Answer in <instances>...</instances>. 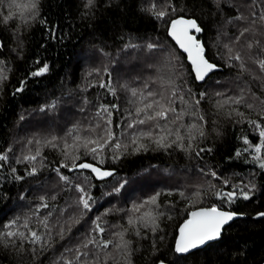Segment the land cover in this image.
<instances>
[{"label": "trees", "instance_id": "obj_1", "mask_svg": "<svg viewBox=\"0 0 264 264\" xmlns=\"http://www.w3.org/2000/svg\"><path fill=\"white\" fill-rule=\"evenodd\" d=\"M33 2L0 0V42L4 45L0 73L6 76L0 80V155L7 156L0 161V264H62L64 248L84 237L96 216L101 217L105 237L114 241L117 232L127 229L125 239L132 241L131 264H264V169L259 166L264 156L256 160L244 143L245 139L256 140L249 132L250 121L264 125V71L254 62L264 59V26L257 23L253 33L240 36L253 19L252 13L259 17L264 12V0H95L91 8H85L86 0H38L34 18ZM153 4L168 14L157 18ZM9 12L13 18L5 22L3 16ZM241 14L247 19L235 18ZM177 17L197 20L203 29L198 39L205 55L220 68L203 83L195 79L186 55L169 35V24ZM149 44L156 47L149 48ZM237 53L244 58V69L239 67L241 61L230 58ZM43 64L49 71L32 76ZM169 79L175 80L185 100L192 99L189 90L200 99L196 110L205 122L190 114L179 95L173 98L177 112H185L172 127L183 125L180 131L186 137L185 148L191 143L188 150L176 145L159 148L145 139L146 150L136 152L135 145L120 150L109 146L94 158L80 145L75 149L65 146L66 141L73 144V137L68 136L73 128L80 129L74 136L86 137L93 135L87 129L97 123L104 125L96 115L101 105L112 112L117 139L129 143L127 137L134 131L150 127H125L132 118L129 113H134L139 103L132 90L145 96L148 92L167 95L171 90L164 82ZM102 83L115 94L109 87H101ZM20 87L23 91L17 92ZM241 92L253 108L217 107ZM53 102L56 106L49 107ZM234 108L244 117L237 116ZM192 123L200 124L204 135L193 130L195 139L189 141L186 129ZM53 138L55 146L49 143ZM201 148L204 151L197 155ZM37 151L35 161L24 159ZM69 154L79 156L77 164L92 163L113 175L100 179L87 169L70 171L62 167L71 164ZM100 159L103 163H98ZM33 166L37 172L29 175ZM60 174L68 176L71 183L60 180ZM77 183L87 189L94 203L70 232L65 225L64 239L56 236V228L52 239L42 244L4 236L10 230L6 225L18 217L20 222L11 230L27 234L22 227L26 218H31L33 230L43 233L38 220L45 214L50 213V223L58 218L67 220L69 212L77 215L82 211L75 207L80 195L74 187ZM121 184L124 186L117 192ZM240 189L248 192L250 199L240 196ZM221 191H236L235 201L227 204L218 198L215 193ZM153 196L158 207L145 203ZM41 197L49 207L33 215ZM133 204L149 205V212L163 213L155 233L137 224L141 235H135L127 219L133 215L139 219L144 206L132 213ZM214 205L243 217L227 226L217 241L189 254L177 253L179 225L192 210ZM65 208L68 212L58 217ZM105 251L116 257L107 264H126L114 248ZM103 259L101 252L102 264Z\"/></svg>", "mask_w": 264, "mask_h": 264}, {"label": "snow or ice", "instance_id": "obj_2", "mask_svg": "<svg viewBox=\"0 0 264 264\" xmlns=\"http://www.w3.org/2000/svg\"><path fill=\"white\" fill-rule=\"evenodd\" d=\"M95 4V0H86L85 8H91ZM11 7V5H9ZM33 10L31 16H34L38 13V0H35L30 5ZM152 10H154V14L157 18H163L168 13L165 10H157L155 4L152 5ZM172 11H175L172 8ZM253 19L250 21L249 26L243 28L240 31V36H244L246 33H253L255 31V25L260 23L264 26V12H262L259 17H256L255 13H252ZM12 14L9 12L7 15L3 16L5 22L11 20ZM238 20L247 19L243 14L235 17ZM28 20L25 18V23ZM169 35L172 39L179 45V48L182 49L188 55V59L193 66V71L195 73V79L198 81H204L208 74L216 68V65L210 63L208 59H206L204 55V46L200 40L197 39L195 33H200L203 31L202 27L198 24L197 20L194 18H185L180 17L177 19L171 20L169 24ZM252 44H247V48L251 49ZM4 47L3 43L0 42V49ZM149 48L156 47L153 44L148 45ZM226 47H228L226 45ZM229 52H232V49L229 48ZM230 58L235 59L237 61H241L239 65L240 68L244 69L245 64L243 62L244 58L240 54H234ZM254 62L258 63L261 71H264V59H257ZM49 71L48 65L43 64L39 69L32 72L31 75L35 77L42 76ZM6 79L2 73H0V80ZM164 85L170 89V94H165L164 92H148L145 96L143 92L138 93L136 90H132L131 95L133 97H139V103L134 109V113L130 112L129 116L132 117L130 122L125 126L127 129H139V126L150 125L147 130L140 129L138 131H134L130 136L127 137L129 143H124L117 139V134L113 129V121H112V112L110 111L108 106L101 105L99 110L96 112V115L100 117L101 120H104V125L97 123L94 127L87 129L88 132L93 135H89L86 137H81L79 135H73L74 132L79 131V127H75L68 132V136L73 137V144L68 145L67 141L65 142L66 147L76 148L77 145L82 146L85 150H87L90 154L93 155L94 158L97 156H102L104 149L111 146L113 150L127 149L130 145H135L134 151L139 152L147 149V145L142 143L143 140L147 139L151 141L156 147L159 148H171L173 145H176L181 150H188L191 147V143H189L188 148H185L183 141L185 140V135L181 134L180 128L183 125H178L177 127H172V125H176L177 121L180 120L181 116L184 114L185 109H181L178 113L177 109L172 105L175 102L174 97L179 95L180 102L187 106V109L190 110V114L195 115L197 120L200 122H205V118L201 115L197 110L196 106L200 104V99H195L191 90H189L188 95L190 100H185L183 95L180 94V88L175 84L174 79H169L164 82ZM101 87H109V85L102 83ZM17 92L23 91V87L17 88ZM203 93L200 94V98H203ZM219 95V94H218ZM159 97V98H157ZM151 98V99H150ZM225 104L232 105H243L246 108H253V104L248 103L244 92H241L238 96H232L227 100L219 102L217 104L218 108H222ZM55 102H53L49 107H55ZM111 107L115 108L116 105H112ZM43 110V109H42ZM235 114L241 118L244 117V113L238 111L237 109H233ZM170 114L172 116L170 117ZM230 117L232 113L228 114ZM105 116L107 117L105 119ZM160 121H165L166 123L161 124ZM251 124L256 125L260 128L259 135L261 138H264V125H258L256 121H250ZM119 127V125H116ZM193 130H196L198 134L202 137L204 135L200 124L192 123L187 129V138L189 141L195 139L193 135ZM154 133H158L154 135ZM120 135H124L121 133ZM55 138L53 141H49L53 146ZM244 143L251 147V143L248 139L244 140ZM262 148H264V143L260 146L255 147L256 153H261ZM204 149L201 148L199 152L196 154L199 155L200 152H203ZM210 151V149H209ZM39 155L37 151L36 155H28L24 157V159L28 161H35L36 156ZM71 159V164H64L62 167L68 168L70 171H75L77 169H87L95 174L97 178L103 179L104 177H108L113 175L111 171L102 170L100 167H97L91 163H79L76 161L79 159V156L75 154H69ZM237 156L241 155L240 152L236 153ZM256 160H260V157H255ZM7 160V156L0 155V161ZM98 163H103V159L98 160ZM260 168L264 169V162L260 163ZM203 171V170H201ZM37 169L35 166L32 167L29 175H35ZM59 173V169H57ZM211 175L216 177V173L212 172ZM23 177H17V179H22ZM60 180L70 184V178L66 175L60 174ZM124 185L121 184L119 188L116 189L118 192L120 188ZM75 190L80 194L78 199L75 201V207L77 209H82V211L78 212L77 215L73 216L71 212H69V218L67 220H62L58 218L52 223L49 222V214H45L43 217H40L38 220L39 225L43 228L44 232L40 233L36 230H33L30 227L31 218H26L22 227L27 229V234L24 231L19 230H11L14 229L17 224L20 222L19 217L16 220L10 222L6 227L10 229L4 236L12 239H19L20 241H26L30 244H42L45 243L46 240L50 241L52 239V231L56 228V236L59 239L65 238V225H67V231L70 232L71 228L74 224H78L80 219L84 216L85 211H91L92 205L94 203L93 197L88 193L87 189L82 186L80 183L75 184ZM181 196H184V192H180ZM215 195L225 201L227 204H231L235 201L237 197L236 191H227V192H216ZM239 195L244 199H250V195L248 192L243 189L239 190ZM52 199H55L53 196ZM41 205L37 207L33 213V215H38L42 208H48L49 205L47 202H44V198L41 197ZM157 197L153 196L150 200L146 201V204L155 205ZM143 204H133L130 211L132 213H136L139 211ZM69 207H72L70 204ZM64 212H68V208L62 210V212L58 213V217H62ZM107 214V213H105ZM147 219L141 216L137 219L134 215L129 216L127 219V224L135 230V235L140 236V229L137 227V224H141L144 228H151V231L155 233L159 227L157 224V220L163 213H152L149 212L146 214ZM264 215V213H261ZM191 218L186 220L183 226L179 229V236L175 244V251L177 253H188L193 249H197L201 245L205 244L209 241L217 240L221 237L222 231L225 230L226 225L232 221L237 214L234 212L223 210V206H211L208 208H203L198 211H192L190 213ZM93 227L89 230V232L78 240L74 245L70 247H65L64 251L61 255L62 264H102L101 261V252L104 253L103 264H107L108 259L116 260V257L112 255V253L106 252L109 247L114 248L117 252L121 254L123 259L126 261V264H131V255L132 248L131 240L125 239L127 234V229L117 232L115 235L117 239L114 241L110 237H105V227L101 224V217L96 216L92 221ZM3 237H0L2 239ZM71 255H68V254ZM59 264V262H58ZM118 264V261H117ZM163 264V261H161Z\"/></svg>", "mask_w": 264, "mask_h": 264}, {"label": "water", "instance_id": "obj_3", "mask_svg": "<svg viewBox=\"0 0 264 264\" xmlns=\"http://www.w3.org/2000/svg\"><path fill=\"white\" fill-rule=\"evenodd\" d=\"M177 18H180V17H177ZM177 18H175V19H177ZM185 18H187V17H185ZM169 31H170V29H169ZM200 33H201V32H200ZM200 33H195L197 39H198V35H199ZM170 37H171V36H170ZM171 39H172V37H171ZM198 40H199V39H198ZM172 41L176 44V42H175L173 39H172ZM176 45L179 47L178 44H176ZM203 46H204V45H203ZM179 49H180V48H179ZM180 50L186 55L187 60H188L189 64L191 65V62H190V60L188 59V55H187V53H185L182 49H180ZM204 55H205V51H204ZM205 57H206V55H205ZM206 59H207V57H206ZM208 61H209V60H208ZM209 62H210V61H209ZM210 63H211V62H210ZM214 65H215V64H214ZM191 67H192V70H193V66H192V65H191ZM219 69H220V68L216 65V68L208 74V76L205 78L204 81H198V80H197V81L200 82V83L205 82V81L207 80V78H208L210 75H212L213 73L217 72ZM193 74H194V76H195L194 71H193ZM259 124H260V123H259ZM262 143H263V141H260L259 144H258V146H260ZM262 149H263V148H262ZM91 164H92V163H91ZM93 165H95V164H93ZM95 166H97V165H95ZM97 167H99V166H97ZM100 168H101V167H100ZM101 169H102V168H101ZM102 170H104V169H102ZM106 171H109V170H106ZM93 174H94V173H93ZM94 176H95V174H94ZM108 177H109V176H108ZM104 178H106V177H104ZM225 192H227V191H225ZM203 208H208V207H199V208H196V209H194V210H192V211H198V210L203 209ZM223 210H225V209H223ZM192 211H191V212H192ZM226 211H229V210H226ZM191 212H190V213H191ZM230 212H233V211H230ZM234 213H236V212H234ZM236 214H237V216H236L232 221H230L229 224L226 225V227L229 226V225H230L232 222H234L235 220H237V219L243 217L242 214H239V213H236ZM190 218H191V216H190V214H189L188 219H190ZM188 219H186V220H188ZM186 220H185L184 222H182V223L179 225V227H178V232H177V238H176V241H177L178 236H179V229L183 226V224L186 222ZM226 227H225V228H226ZM223 231H224V230H223ZM223 231H222V233H223ZM221 235H222V234H221ZM217 240H218V239H217ZM217 240L206 242L205 244L201 245V246L198 247L197 249H193V250L189 251L188 253H183V254H189V253H192V252H194V251H196V250H200V249L206 247L208 244L213 243V242H215V241H217ZM175 244H176V242H175ZM179 254H181V253H179ZM158 264H161V261H160ZM163 264H167V263L163 262Z\"/></svg>", "mask_w": 264, "mask_h": 264}, {"label": "rangeland", "instance_id": "obj_4", "mask_svg": "<svg viewBox=\"0 0 264 264\" xmlns=\"http://www.w3.org/2000/svg\"><path fill=\"white\" fill-rule=\"evenodd\" d=\"M252 125L250 126V132L251 133L254 132L253 136L255 137L256 140L255 141H252L251 140L252 141V143H251L252 146L250 147V150H251V152H252L253 155H256V156L258 155L261 158V160H262L263 159V156H264V148L262 149L261 153H256L255 152V147L258 146L259 140H260L261 137H260V135H259V133L257 131V126L256 125H253V127H252ZM262 141L264 143V140H262ZM149 208H151V206L149 207V205H145L144 206V210L141 213V215H143L144 217L147 216L146 214L149 213ZM158 211H159V209H158ZM141 215H139V217H141Z\"/></svg>", "mask_w": 264, "mask_h": 264}, {"label": "flooded vegetation", "instance_id": "obj_5", "mask_svg": "<svg viewBox=\"0 0 264 264\" xmlns=\"http://www.w3.org/2000/svg\"><path fill=\"white\" fill-rule=\"evenodd\" d=\"M257 124H258V125H261V124H259V123H257ZM252 127H253V125H252ZM257 131H258V133L260 132V128H259V127H257ZM249 132H250V130H249ZM250 133H251V132H250ZM253 134H254V132L251 133L252 136H253ZM253 137H254V136H253ZM262 140H264V138H260L259 142L262 141ZM249 141H250V143H252L251 140H249ZM249 148H250V147H249ZM252 156L255 158V157H257L258 155L256 156V155H253V154H252Z\"/></svg>", "mask_w": 264, "mask_h": 264}]
</instances>
